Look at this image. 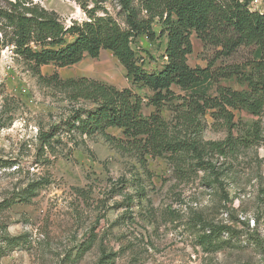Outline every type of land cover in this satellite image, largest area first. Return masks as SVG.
<instances>
[{
	"label": "rangeland",
	"instance_id": "374dc122",
	"mask_svg": "<svg viewBox=\"0 0 264 264\" xmlns=\"http://www.w3.org/2000/svg\"><path fill=\"white\" fill-rule=\"evenodd\" d=\"M32 2L54 13L65 26L85 20L69 0ZM250 10L264 13V0H253ZM154 29L158 37L154 42L141 36L132 45L149 73L165 63L166 37L160 36L158 25ZM190 39L193 53L187 64L206 67L214 50L204 47L195 34ZM1 46L0 159L16 165L0 170V264H264V109L257 116L235 110L231 132L223 121L206 116L205 142H222L229 135L239 140L254 128L263 137L225 158L214 157L226 173L221 184L211 187L202 173L177 180L166 158L148 159L144 172L134 156L98 134L77 137V146L63 136L54 152L40 150L41 132L86 105L72 101L67 91L52 83L53 74L61 82L85 78L118 90L131 88L143 98L146 117L153 112L146 100L149 92L130 83L110 52L62 69L43 66L38 75L14 54L2 52ZM251 57L250 49L240 48L216 66L242 64ZM222 85L242 91L236 84ZM162 115L171 118L169 110ZM107 134L122 139L118 129ZM42 179L48 184L30 204L16 200L1 208ZM198 217L230 226L236 234L218 236L212 243L215 248L208 251L199 240ZM4 238L17 240L8 245Z\"/></svg>",
	"mask_w": 264,
	"mask_h": 264
},
{
	"label": "trees",
	"instance_id": "16d2710c",
	"mask_svg": "<svg viewBox=\"0 0 264 264\" xmlns=\"http://www.w3.org/2000/svg\"><path fill=\"white\" fill-rule=\"evenodd\" d=\"M2 1L1 47L12 46L14 56L35 74L43 66L62 69L85 58L97 59L106 51L118 60L134 87L149 92L146 100L153 112L146 117L143 98L131 88L118 90L85 78L61 82L53 74L52 83L67 91L72 101L86 105L74 108L66 119L41 132L40 150L54 152L63 144V136L77 146V137L98 134L119 151L134 156L144 172L148 159L166 158L177 180L188 181L202 173L206 186L211 187L221 184L226 173L214 157L225 158L237 147L247 148L263 139L258 128L246 131L239 140L231 135L222 142L202 138L207 115L223 121L231 132L235 110L257 116L264 109V13L250 10L253 0H69L85 15V20L72 21L69 26L32 0ZM155 25L160 36L166 37L165 63L159 71L149 73L139 64L132 45L141 36L154 42L158 38ZM192 34L214 50L206 67L187 64L193 53ZM240 48L251 50L250 60L216 66L218 60ZM222 83L236 84L242 91ZM165 110L171 114L168 120L162 115ZM109 129L120 130L122 139L108 135ZM15 165V161L0 159V170ZM47 184L45 179L31 183L1 208L16 200L30 204ZM196 225L202 232L200 243L208 251L215 248L212 243L218 236L236 234L230 226L199 217ZM16 240L4 238L3 242L9 245Z\"/></svg>",
	"mask_w": 264,
	"mask_h": 264
},
{
	"label": "built area",
	"instance_id": "2783aa9c",
	"mask_svg": "<svg viewBox=\"0 0 264 264\" xmlns=\"http://www.w3.org/2000/svg\"><path fill=\"white\" fill-rule=\"evenodd\" d=\"M2 52H7L9 54H13V47L12 46H6L4 47V50Z\"/></svg>",
	"mask_w": 264,
	"mask_h": 264
}]
</instances>
